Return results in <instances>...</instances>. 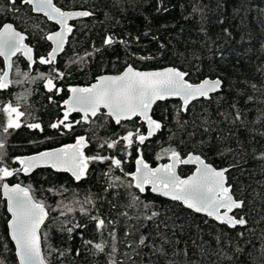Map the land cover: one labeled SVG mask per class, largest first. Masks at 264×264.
I'll use <instances>...</instances> for the list:
<instances>
[{"label": "trees", "instance_id": "16d2710c", "mask_svg": "<svg viewBox=\"0 0 264 264\" xmlns=\"http://www.w3.org/2000/svg\"><path fill=\"white\" fill-rule=\"evenodd\" d=\"M63 10H85L93 15L71 22L72 33L55 67L65 73L57 81L64 91L52 96L44 87L45 81L33 79L47 75L51 66L40 64L47 57L51 45L46 37L57 26L39 14L30 5L17 0L18 12H12L8 0H0V26L12 23L26 34V42L34 50L35 63H29L18 54L13 58L10 79L13 83L0 90V107L7 103L19 105L26 113L21 127L3 132L5 116L0 112V167L19 168L17 157L72 143L81 135L91 143L86 155L115 156L123 161L120 169L109 170V163H89L87 174L79 181L69 174L51 168H39L30 174L22 171L8 179L31 187L35 200L43 202L48 217L40 229L41 244L48 264H108L107 253L113 244L110 232L116 233L115 258L123 264H264L261 247L264 245V0H54ZM195 9V11H194ZM115 42L105 45L106 37ZM123 41V43H121ZM131 65L137 69H157L173 66L187 73L190 83L205 78H219V92L208 99L191 102L183 110L180 101H158L152 117L161 129L144 144H134L127 152L123 144L116 149H99L98 143L108 138H119L127 131L139 129L146 134V126L139 118L116 125L110 118L97 121L104 127L82 123L73 131L53 129L50 124L62 118L63 101L69 87L87 86L99 75L119 73ZM4 63L0 57V70ZM20 73L27 72L25 79ZM255 86V87H253ZM52 96V100H49ZM54 101V102H53ZM30 113V116L27 115ZM237 113L240 119H235ZM70 119H80L73 114ZM39 123L40 129L27 127ZM63 132V134H61ZM174 149L181 158L188 153L200 155L216 168L227 167V185L237 200L245 206L234 211L248 224L230 228L210 217L185 208L181 203L121 186L131 177L139 151L146 163L154 166L169 159ZM159 157V158H158ZM190 165L178 167L181 176L189 175ZM109 185H113L109 187ZM1 187V186H0ZM129 193L139 196L141 204L129 208ZM91 199V203H84ZM79 201L80 203H77ZM147 204L145 209L143 205ZM65 206L71 207V212ZM81 206L86 214L80 211ZM155 211L159 215L144 219ZM65 212L66 215H61ZM127 212L128 219L121 215ZM99 216L114 224L102 233L96 229ZM139 216V220L135 217ZM9 214L0 192V262L18 264L13 243L9 237ZM76 224L72 233L67 228ZM130 228L132 229L130 231ZM130 232L129 235H125ZM244 233L243 237L238 233ZM141 235L149 244L160 246L161 236L167 256L154 255L150 247L137 249L132 254L129 244L138 242ZM219 238V242L218 239ZM104 242L105 252L98 253L92 244ZM237 247L242 251L237 252ZM55 249V251L53 250ZM63 253V255H61ZM79 253V254H77ZM131 255V260L125 254ZM186 253V254H185ZM251 254V255H249Z\"/></svg>", "mask_w": 264, "mask_h": 264}, {"label": "snow or ice", "instance_id": "6c2138e0", "mask_svg": "<svg viewBox=\"0 0 264 264\" xmlns=\"http://www.w3.org/2000/svg\"><path fill=\"white\" fill-rule=\"evenodd\" d=\"M22 4L30 5L32 10L42 12L49 20L55 21L59 25V31L49 34L46 39L54 45L47 57L41 56L39 63L51 66L49 74H40L39 77L33 79H42L45 81L44 87L52 96L60 95L64 90L58 86L57 81L63 80L65 73L57 69L54 65L57 55L64 50V45L68 34L72 32V26L69 21L78 17H88L93 15L89 11H63L53 0H20ZM11 6L8 10L18 12L16 7L17 0H8ZM195 11V9H194ZM25 36L17 31L11 23H5L0 26V56L4 57L7 70H0V90H6L13 83H21V81H13L10 79V72L13 68L12 57L17 53H21L29 61V66L36 61L32 55V48L24 43ZM115 42L112 36H108L104 40L105 45H112ZM123 43V41H121ZM17 75H22L27 79L28 73H20L16 70ZM188 74L175 68H166L161 71H137L129 65L120 75L101 76L97 78V82L90 87H69L70 93L68 99L63 101V115L61 119L50 124L53 129L74 130V125L89 123L96 125L93 129L95 136L98 128L104 127V124H97V121H103L110 118L116 125H122V121H133L139 118L147 124V135L142 134L139 129L127 131V134L119 138H108L98 143L99 149H116L118 145L123 144L124 150L127 152L134 144H144L151 136L155 135L162 127L161 123L153 119L150 115L152 106L158 101H164L169 97H179L183 104L182 109L187 110L190 101L199 97L208 98L211 93H215L221 87L219 79H205L199 84L189 83L185 76ZM255 87V86H253ZM49 96V100H52ZM54 102V101H53ZM0 112L5 116L3 132L9 133L10 129L21 127V118L26 113L19 110V105L7 103L0 107ZM73 113H80L81 118L72 120L70 117ZM30 116V113L27 114ZM95 118V119H93ZM235 119H240L237 113ZM27 127L40 129L39 123H29ZM63 134V132L61 133ZM91 140L85 136L76 138L74 144L65 145L63 147L43 151L36 155L20 158V167L10 170L8 167H0V186H2L3 194L8 201V211L11 213V219L8 227L11 233V239L15 242L16 254L19 258V264H46L41 248L40 228L48 217V211L43 202L37 201L31 194V187H22L20 184L10 186L4 182L6 178L23 171L28 174L33 169L41 166H48L57 171L71 172L72 176L77 180H81L87 174L89 163L105 161L109 163V170L120 169L123 172V161L115 156L101 155L99 151L95 155H86L85 148H88ZM4 148V142L0 140V149ZM170 152L171 162L152 168L145 162L142 156L136 159V170L132 173H124L131 179L125 184L119 176L114 177L115 181H120L121 186L126 188H135L140 193L145 192L150 186L151 191L162 196L169 197L173 201H180L188 209L196 213H204L208 217H212L231 228L246 226L248 221L240 216L230 215L234 210L242 209L245 206L243 200L234 198L231 187L226 186L225 172L228 169L217 170L210 164L205 163L199 155H189L187 159L181 158L179 152L174 149L165 150ZM130 155V152H127ZM159 158V157H158ZM264 159V156L261 157ZM2 160V157H0ZM180 164L197 165L195 172L186 177L181 178L177 174V166ZM113 185H109L112 187ZM131 201L127 205L129 208H137L141 201L139 196L129 193ZM80 203L79 201H76ZM84 203H91V199H86ZM68 212L73 209L65 206ZM147 209L148 205H143ZM223 210V211H221ZM80 211L86 214V209L81 206ZM61 215H66L62 212ZM124 217H129L127 212L122 213ZM159 215L153 211L151 215H146L144 219L152 220ZM90 219L96 221V229L102 233L103 230L114 221H106L99 216H92ZM139 220V216L135 217ZM84 227V225L76 224L66 229L68 233H72L75 228ZM132 229L130 228V231ZM126 232L125 235H129ZM113 239L111 251L107 253L109 257L108 264H123L117 261L115 254L118 249L116 246V233L110 232ZM243 237L244 233H238ZM264 238V233H262ZM163 243L156 246L154 243H148V237L141 235L138 242L129 244L132 254L139 255L138 248L150 247L154 255L161 257L167 256V252L163 246L169 243L166 236H161ZM218 242H219V238ZM86 244H92L96 252H105V243H94L91 240L85 241ZM55 251V249H53ZM237 252L242 251L237 247ZM79 254V253H77ZM186 254V253H185ZM63 255V253H61ZM131 260V255L126 253ZM251 255V254H249ZM261 258L264 259V245L261 247ZM2 264V262H0ZM135 264V261H132ZM167 264H173L168 261Z\"/></svg>", "mask_w": 264, "mask_h": 264}, {"label": "water", "instance_id": "95a60500", "mask_svg": "<svg viewBox=\"0 0 264 264\" xmlns=\"http://www.w3.org/2000/svg\"><path fill=\"white\" fill-rule=\"evenodd\" d=\"M53 3H54V0H53ZM31 7V6H30ZM31 9H32V7H31ZM61 10H63V9H61ZM63 11H72V12H75V11H85V10H76V9H70V10H63ZM32 12L34 13V14H39V15H42L43 17H45L48 21H50V22H52V23H54L56 26H57V29L55 30V31H53V32H51V33H54V32H56V31H59V25H57L56 23H55V21H52V20H49L42 12H36V11H34V10H32ZM83 18H85V17H78V18H75V19H73V20H71V21H69V24L71 25V22H73V21H77V20H80V19H83ZM7 23H10V22H7ZM5 24V23H4ZM12 24V23H11ZM13 25V24H12ZM14 26V25H13ZM15 27V26H14ZM16 28V27H15ZM16 30L17 31H19V32H21L20 30H18L17 28H16ZM50 33V34H51ZM72 33V32H71ZM70 33V34H71ZM21 34H23L24 36H25V40H24V43L26 44V45H28L29 47H31L29 44H27V42H26V34L25 33H23V32H21ZM70 34H68V36H67V38H66V42H65V45H64V48H65V46H66V44H67V40H68V37H69V35ZM49 41V40H48ZM49 43H50V45H51V49H52V47L54 46L53 44H52V42L51 41H49ZM32 48V47H31ZM51 49H50V51H51ZM32 50H33V48H32ZM49 51V52H50ZM48 52V53H49ZM63 52V51H62ZM62 52H60L58 55H57V57H56V60H57V58H58V56L59 55H61L62 54ZM18 54H20L25 60H26V62H28L29 63V61L27 60V58L26 57H24L21 53H17L15 56H13L11 59H12V62H13V58H15ZM32 55H33V58H34V50H33V52H32ZM48 55V54H47ZM1 58H2V60H3V63H4V69L3 70H7L6 69V66H5V61H4V57H2V56H0ZM128 67V66H127ZM127 67H125L121 72H119V73H105V74H102V75H99L98 77H101V76H114V75H120V74H122L124 71H125V69L127 68ZM134 68V67H133ZM166 68H175V69H178V68H176V67H173V66H165V67H162V68H157V69H137V68H134L135 70H137V71H142V72H147V71H161V70H164V69H166ZM178 70H180V69H178ZM181 71V70H180ZM11 73V72H10ZM97 77V78H98ZM97 78H96V80L94 81V82H92L91 84H89V85H87V86H79V85H77V86H74V87H90L92 84H94V83H96L97 82ZM186 79V78H185ZM205 79H210V80H216V79H219V78H205ZM205 79H203V80H205ZM187 80V79H186ZM203 80H201V81H199V82H197V83H192V84H199V83H201ZM220 80V79H219ZM188 81V80H187ZM221 81V80H220ZM189 82V81H188ZM190 83V82H189ZM221 85H222V82H221ZM220 89H221V87L215 92V93H217V92H219L220 91ZM215 93H211L210 95H209V97L211 96V95H213V94H215ZM69 95H70V93H69ZM69 95L67 96V98L66 99H68V97H69ZM208 97V98H209ZM202 98H204V97H199V98H197V99H194V100H192V101H190V103L191 102H193V101H195V100H199V99H202ZM208 98H204V99H208ZM65 99V100H66ZM166 100H179L180 101V103H181V106H182V104H183V102H182V100L179 98V97H169L168 99H166ZM189 103V104H190ZM188 104V105H189ZM155 105V104H154ZM154 105L152 106V109H153V107H154ZM77 114H80V113H77ZM81 115V114H80ZM150 115H152V111H151V113H150ZM154 119V118H153ZM141 122H143L142 120H140ZM123 122V121H122ZM159 122V121H158ZM144 124H145V126H146V134L145 135H147V124L145 123V122H143ZM158 132V131H157ZM156 132V133H157ZM155 133V134H156ZM154 136V135H153ZM153 136H151V137H149L148 139H151ZM147 139V140H148ZM75 143V142H74ZM74 143H71V144H74ZM65 145H70V144H64V145H61V146H58V147H54V148H51V149H47V150H43V151H48V150H53V149H57V148H60V147H63V146H65ZM43 151H40V152H43ZM40 152H37V153H34V154H30V155H24V156H20V158H24V157H28V156H32V155H36V154H38V153H40ZM198 155V154H194V153H188L185 157H183V159H187L188 158V156L189 155ZM138 156H142V154H141V151H139V155ZM200 156V155H199ZM201 157V156H200ZM201 159H203L202 157H201ZM204 161H205V159H203ZM171 162V160H170V156H169V159L167 160V161H165V162H163V163H158V164H156V165H154V166H151L150 164H149V166L150 167H152V168H157V167H160L161 165H164V164H168V163H170ZM19 163V162H18ZM205 163H207L206 161H205ZM207 164H210V163H207ZM181 165H190V166H192L193 167V170H192V172L189 174V175H187V176H181V175H179V173H178V167L179 166H181ZM212 167H214L212 164H210ZM19 166H20V164H19ZM196 167H197V165H195V164H180V165H178L177 166V169H176V171H177V174L181 177V178H186V177H188V176H190V175H192L194 172H195V170H196ZM39 168H51V167H48V166H41V167H37V168H35V169H33L31 172H29L28 174H30V173H32V172H34L35 170H37V169H39ZM215 169H217V170H221V169H228L227 167H221V168H216V167H214ZM53 171H55V172H64V173H68L71 177H73L72 176V174H71V172H66V171H57L56 169H54V168H51ZM135 170H136V160H135V168H134V171L133 172H135ZM23 172V171H22ZM24 173V172H23ZM25 174V173H24ZM225 177H226V186H228L227 185V172H225ZM10 177H8V178H6V180L4 181V182H6V183H8L10 186H14V185H16V184H20V183H9L8 182V179H9ZM74 178V177H73ZM83 178V177H82ZM75 179V178H74ZM76 180V179H75ZM77 181V180H76ZM22 187H26V186H24V185H22V184H20ZM148 189H149V191L152 193V194H154V195H158V196H161V197H163V198H165V199H168V200H171L169 197H165V196H162V195H160V194H158V193H154V192H152L151 191V188H150V186H148L147 187ZM0 192H1V196H2V198L5 200V202H6V209H7V212H8V214H9V220H8V222L10 221V219H11V213L8 211V201H7V198L4 196V194H3V189H2V186L0 187ZM232 192V191H231ZM144 193V192H143ZM233 194V193H232ZM234 196V195H233ZM235 198V197H234ZM173 201V200H172ZM177 202H179V203H181L182 205H183V203L182 202H180V201H177ZM185 208H187L185 205H183ZM188 209V208H187ZM191 210V209H190ZM193 211V210H192ZM221 211H223V210H221ZM235 211V210H234ZM234 211H233V213H230V215H234ZM194 212V211H193ZM196 213V212H195ZM197 214H200V215H205L204 213H197ZM205 216H207V215H205ZM208 217V216H207ZM212 220H214L215 222H217V223H220L219 221H217V220H215L214 218H212V217H210ZM8 222H7V229H8V234H9V237H10V239H11V233H10V229H9V227H8ZM41 227H42V225H41ZM229 227V226H228ZM231 228V227H230ZM41 229V228H40ZM11 241H12V243H13V246H14V251H15V256H16V259H17V262H18V264H19V258H18V256H17V254H16V247H15V242L11 239ZM41 248H42V244H41ZM43 251V250H42ZM46 264H48L47 262H46Z\"/></svg>", "mask_w": 264, "mask_h": 264}, {"label": "flooded vegetation", "instance_id": "af4514ba", "mask_svg": "<svg viewBox=\"0 0 264 264\" xmlns=\"http://www.w3.org/2000/svg\"><path fill=\"white\" fill-rule=\"evenodd\" d=\"M69 95V94H68ZM73 114H76V115H78L79 116V118H81V115L80 114H77V113H73ZM72 114V115H73ZM93 119H95V118H93ZM81 136H84V135H81ZM76 140V139H75ZM75 142V141H74ZM74 142H72V143H74ZM68 144H71V143H68ZM85 150V149H84ZM62 173H64V172H62ZM68 174V173H67ZM73 178V177H72ZM74 179V178H73Z\"/></svg>", "mask_w": 264, "mask_h": 264}, {"label": "bare ground", "instance_id": "6f19581e", "mask_svg": "<svg viewBox=\"0 0 264 264\" xmlns=\"http://www.w3.org/2000/svg\"><path fill=\"white\" fill-rule=\"evenodd\" d=\"M178 101V100H177Z\"/></svg>", "mask_w": 264, "mask_h": 264}]
</instances>
